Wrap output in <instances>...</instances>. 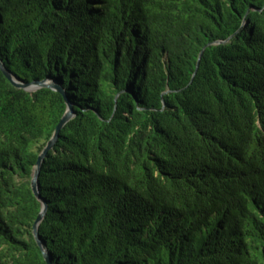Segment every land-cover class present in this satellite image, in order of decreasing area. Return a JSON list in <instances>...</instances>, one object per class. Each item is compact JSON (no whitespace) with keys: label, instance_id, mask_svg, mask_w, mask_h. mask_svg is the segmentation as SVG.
Masks as SVG:
<instances>
[{"label":"trees","instance_id":"trees-1","mask_svg":"<svg viewBox=\"0 0 264 264\" xmlns=\"http://www.w3.org/2000/svg\"><path fill=\"white\" fill-rule=\"evenodd\" d=\"M0 264H264V0H0Z\"/></svg>","mask_w":264,"mask_h":264},{"label":"water","instance_id":"water-1","mask_svg":"<svg viewBox=\"0 0 264 264\" xmlns=\"http://www.w3.org/2000/svg\"><path fill=\"white\" fill-rule=\"evenodd\" d=\"M0 69L3 71L5 76L13 83V85L16 86L17 88H22V89H25L27 91H35L37 89L47 87V88H50L56 92L61 93L65 98V102H66V106H67L66 112L63 115L59 124L57 125L53 138L49 141L44 153L40 156V158L37 162V168H36L35 175L33 178L34 192L37 195L38 199L40 200L41 198H40V193L38 190V182H39L40 173H41L42 161L44 160L46 153L50 149L53 148L55 142L58 140L61 130L75 116L74 111H73V105L69 101V98H68L67 93L64 90V88H62V86L58 85L55 82L41 81V82H33V83H24V82L20 81L17 77H15L12 74V72L2 63L1 60H0ZM46 211H47V206L45 205L43 207L41 213L39 214L38 219H37L36 227H35V235H36L38 245H39L40 249L42 250V253L45 257L47 264H53V262L50 259L49 252L47 251V249L43 243V240L38 233V226H39L40 222L42 221V219L44 218Z\"/></svg>","mask_w":264,"mask_h":264},{"label":"rangeland","instance_id":"rangeland-1","mask_svg":"<svg viewBox=\"0 0 264 264\" xmlns=\"http://www.w3.org/2000/svg\"><path fill=\"white\" fill-rule=\"evenodd\" d=\"M48 82H52V81H49V80H48Z\"/></svg>","mask_w":264,"mask_h":264}]
</instances>
